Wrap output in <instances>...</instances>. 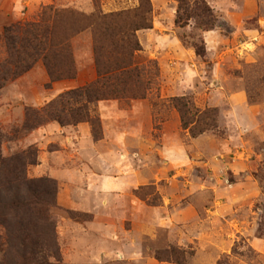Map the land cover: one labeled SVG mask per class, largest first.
<instances>
[{
  "label": "rangeland",
  "instance_id": "1",
  "mask_svg": "<svg viewBox=\"0 0 264 264\" xmlns=\"http://www.w3.org/2000/svg\"><path fill=\"white\" fill-rule=\"evenodd\" d=\"M203 1L217 17L205 31L174 23L176 0H150L152 28L136 32L134 54L146 94L95 102L94 137L88 122L23 129L24 110L96 79L79 14L138 0H0V63L4 27L38 21L47 6L73 11L55 33L77 31L75 76L50 82L38 61L0 88L1 152L36 147L26 175L56 184L64 264H264V0ZM174 99L214 117L193 136Z\"/></svg>",
  "mask_w": 264,
  "mask_h": 264
},
{
  "label": "trees",
  "instance_id": "2",
  "mask_svg": "<svg viewBox=\"0 0 264 264\" xmlns=\"http://www.w3.org/2000/svg\"><path fill=\"white\" fill-rule=\"evenodd\" d=\"M176 1V25L185 26L193 20L202 31L216 26L217 17L203 0ZM151 12L150 0H138L130 9L103 13L95 8L89 15L79 14L85 21L82 29L91 32L96 79L62 93L41 108L26 107L22 128L34 129L50 120L61 126L88 122L93 136L98 137V118L92 114L95 102L143 98L148 87L142 79V68L134 63L135 52L141 50L136 32L152 28ZM72 15L73 11L47 6L38 21L4 27L6 58L0 63V88L38 61L44 65L50 82L75 76L69 39L77 31L55 33L57 26ZM193 46L196 54H201L203 47ZM174 100L183 127L190 126L193 136L200 133L195 130L200 124L214 117L212 109L198 110L187 101ZM3 137L0 132V264H64L52 214L56 184L49 178L27 177V167L37 164L35 146L4 156Z\"/></svg>",
  "mask_w": 264,
  "mask_h": 264
},
{
  "label": "crops",
  "instance_id": "3",
  "mask_svg": "<svg viewBox=\"0 0 264 264\" xmlns=\"http://www.w3.org/2000/svg\"><path fill=\"white\" fill-rule=\"evenodd\" d=\"M63 84H66V83H63Z\"/></svg>",
  "mask_w": 264,
  "mask_h": 264
}]
</instances>
